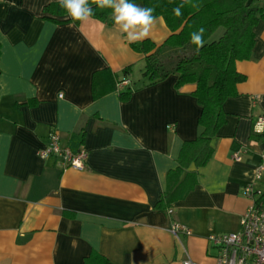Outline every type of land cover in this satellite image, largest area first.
Returning a JSON list of instances; mask_svg holds the SVG:
<instances>
[{"label": "crops", "instance_id": "obj_1", "mask_svg": "<svg viewBox=\"0 0 264 264\" xmlns=\"http://www.w3.org/2000/svg\"><path fill=\"white\" fill-rule=\"evenodd\" d=\"M56 1L0 0V264H83L93 251L107 264H181L187 257L214 264L207 235L240 228L250 203L241 189L264 149V129L255 126L264 117V18L254 27L251 57L235 63L244 79L222 105L226 120L211 157L168 213L155 208L167 174L183 142L200 132L193 85L177 91L173 74L143 85L144 54L112 15L111 23L91 18L69 27L66 16L43 10ZM168 35L157 17L146 39L159 45ZM124 77L125 100L119 92L126 86L115 89ZM52 129L71 151L87 152L83 168L38 157ZM255 184L264 190V176ZM171 220L191 234L171 235Z\"/></svg>", "mask_w": 264, "mask_h": 264}, {"label": "trees", "instance_id": "obj_2", "mask_svg": "<svg viewBox=\"0 0 264 264\" xmlns=\"http://www.w3.org/2000/svg\"><path fill=\"white\" fill-rule=\"evenodd\" d=\"M142 7L154 8L153 15L163 18L169 35L159 45L149 39L132 43V48L144 54L143 85L154 84L169 75H176L175 88L182 92L192 84L189 92L197 100L200 114L199 134L185 140L176 160V166L167 174V187L156 203V209H165L184 198L197 183L198 169L211 157V141L225 123L224 101L237 94L236 85L244 75L237 71L236 61L251 57L255 42L254 27L264 18V7L259 0H130ZM91 5V0H89ZM94 9V19L111 23V9ZM180 9L177 15L174 9ZM53 16H66L58 1L43 9ZM54 21L58 19L52 18ZM63 21H70L65 19ZM78 22H76L77 24ZM204 29V45L196 50L190 34ZM125 76L129 68H125ZM98 73H95L93 80ZM126 78V77H124ZM122 78V79H124ZM115 84L117 91V83ZM131 90L119 92L128 98ZM193 165L194 168L189 170ZM107 259L93 251L83 264H107Z\"/></svg>", "mask_w": 264, "mask_h": 264}, {"label": "built area", "instance_id": "obj_3", "mask_svg": "<svg viewBox=\"0 0 264 264\" xmlns=\"http://www.w3.org/2000/svg\"><path fill=\"white\" fill-rule=\"evenodd\" d=\"M129 83L127 78L117 83L120 90ZM256 132L264 129V117H259L255 123ZM40 159L51 156L57 158L63 169L72 167L81 169L84 166L87 152L71 151L61 142V137L56 129L49 131L47 142L37 150ZM240 153H235L234 158L239 160ZM264 176V149L260 152V162L255 168L253 181L247 183L241 193L249 199L250 203L240 217V228L234 232L210 233L207 240L216 249L214 264H264V190L256 186L255 182ZM171 213L170 208L167 209ZM167 231L178 237L180 234L190 235L191 230L177 220H171ZM181 264H198L190 257Z\"/></svg>", "mask_w": 264, "mask_h": 264}, {"label": "clouds", "instance_id": "obj_4", "mask_svg": "<svg viewBox=\"0 0 264 264\" xmlns=\"http://www.w3.org/2000/svg\"><path fill=\"white\" fill-rule=\"evenodd\" d=\"M60 7L66 12L65 19L70 20L69 27H76V22L81 25L94 16L95 5L100 9H111V15L116 30L129 43H136L148 38L157 23L153 15L154 8L142 7L130 0H58ZM175 14H180V9H174ZM191 42L199 51L204 45V29L201 28L190 34Z\"/></svg>", "mask_w": 264, "mask_h": 264}, {"label": "rangeland", "instance_id": "obj_5", "mask_svg": "<svg viewBox=\"0 0 264 264\" xmlns=\"http://www.w3.org/2000/svg\"><path fill=\"white\" fill-rule=\"evenodd\" d=\"M137 70H138V69L134 68V69H133V74H135V72H136Z\"/></svg>", "mask_w": 264, "mask_h": 264}]
</instances>
